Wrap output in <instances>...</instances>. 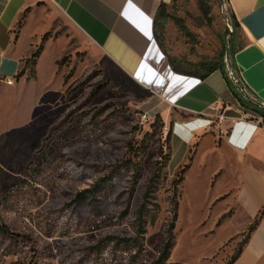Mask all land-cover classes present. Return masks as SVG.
<instances>
[{"label":"rangeland","instance_id":"1","mask_svg":"<svg viewBox=\"0 0 264 264\" xmlns=\"http://www.w3.org/2000/svg\"><path fill=\"white\" fill-rule=\"evenodd\" d=\"M203 1L205 12L197 0H164L171 16L194 35L190 39L169 19L161 34L168 57L191 63L217 61L224 53L231 59L228 43H241V32L222 0ZM29 14L28 33L41 30L31 55L43 49L35 65L24 62L20 81L0 80V218L14 233L32 238L37 264H153L172 217L173 181L188 164L179 185L175 245L164 264L227 263L252 222L236 208L234 173L220 168L210 176L218 165L232 166L229 153H215L210 144L201 153L194 143L183 163L177 167L172 158L151 182L171 155L173 119L53 6L35 0L20 26ZM31 71L35 76L29 77ZM194 120L205 129L222 121L217 114ZM87 190L97 191V200ZM142 205L146 233L139 254L138 247L123 250L117 243L141 241L135 215ZM98 244L95 258L87 249ZM29 257L0 239V264H28Z\"/></svg>","mask_w":264,"mask_h":264},{"label":"crops","instance_id":"2","mask_svg":"<svg viewBox=\"0 0 264 264\" xmlns=\"http://www.w3.org/2000/svg\"><path fill=\"white\" fill-rule=\"evenodd\" d=\"M34 1L0 0V80L20 81L25 77L16 76L30 58L41 30L39 27L36 33H28L30 14L19 28L17 23ZM44 1L62 14L106 62L156 101L165 117L173 119L170 160L176 159L177 167L194 143L198 148L201 145V153L207 144L222 156L229 153L232 166L218 165L210 176L220 168L224 173L228 169L234 173L236 208L248 213L253 221L264 206V120L241 105L232 88L238 91L244 86L247 97L264 108V0H227L242 35L231 57L238 84L226 69V77L216 70L204 79L173 71L153 31L155 14L164 0ZM215 106L225 116L214 128L205 129L195 122L198 116L216 114ZM263 229L264 215L233 264H258L264 258Z\"/></svg>","mask_w":264,"mask_h":264},{"label":"trees","instance_id":"3","mask_svg":"<svg viewBox=\"0 0 264 264\" xmlns=\"http://www.w3.org/2000/svg\"><path fill=\"white\" fill-rule=\"evenodd\" d=\"M197 1H198L199 9L203 10L205 12V10H207V6H206L205 2L203 0H197ZM219 1L221 2V0H219ZM229 16L231 18V22H232L234 30L235 29L240 30L239 24L237 23L236 19H234L232 17L230 12H229ZM23 18H24V15L22 16L21 20L18 22L19 26L21 25ZM171 18L174 21V23L176 24V26L180 30H182L184 33H186L190 39L194 40V35L187 31V28L185 27L182 19L174 18L171 16V14L167 11V4L164 1H161L160 5L157 9V12L155 14L154 22H153L154 38H155L158 46L162 50V52L167 57L168 62L170 64L171 68L173 69V71L176 73H180V74L194 76V77H197L199 79H204L210 73H212L216 70H219L226 77L225 66H224V53L221 54L220 59L217 61L203 60V61L191 62V63H185L181 60L170 58L166 55V53L164 52V50L162 48L161 34L163 32L165 24ZM232 34H233L232 31H229V30L227 31V35L229 36V38L232 37ZM228 44H229V48H230L229 49L230 54L234 55V53L236 52V46L232 42H229ZM42 49H43L42 47H38L36 49V51H34L32 53L30 58L25 62L26 66H27V63L29 60H32L33 65L36 64V61H37ZM24 74H25V67H23L19 71V73L16 76L17 79L19 77L23 76ZM33 76H35V72L31 71L29 77H33ZM232 90H233V93L235 94V96L237 97L238 101L241 103V105L246 106L249 109L253 110L254 112L257 113V115L262 120H264V109L260 105L255 104L252 100H250L246 96H243L241 93H239L234 88H232ZM170 141H171V139H170ZM169 160H170V155H166L164 157V161L161 162L157 166L156 172L153 174V176L150 179L151 182H154L157 180V178L159 176V170H161V172H162L163 168L166 166V164H168ZM187 169H188V164L182 166L179 169V171L176 173L175 180L173 181L174 190H173V197H172V217H171V220H170L168 227L166 229L165 241H164V243L161 247V250H160V252H159V254H158V256L155 259L153 264H164L165 261L170 257L171 250L175 245L174 229H175V222L177 220L178 203H179V198H180L179 185H180V183L183 179V175ZM94 188H96V187H94ZM86 192H88V193L91 192L92 193V195H90L91 199L97 200L94 197L96 195L97 191L95 192L93 190H87ZM263 215H264V206L259 210V212L255 216L254 220L247 227V230L245 232L244 239L242 241L240 248L232 255L230 260L225 264H233L235 262V260L239 257V255L242 251V246L247 243V241L250 238L251 233L255 230V228L259 224ZM135 217H136L135 220H136V227H137V236L140 238L141 241L137 243L136 238H133L130 241L127 239H123V240H120L117 244H120L121 249H123V250H127V249L129 250L130 248L138 247V249H139L138 252L140 254L143 250L142 238L144 237V234L146 233L145 218H144V206L143 205L139 207V209L136 212ZM0 239L5 240L9 244V246H11V247L24 248L27 251L28 255L30 256L28 259V264H37L38 250H37L36 244L34 243L32 238L29 236L22 237L16 233H14L13 231H11V229L8 227V225L1 218H0ZM131 243H133V244H131ZM101 249H102L101 245L98 244L97 246L89 247L87 249V253L96 258L98 253L101 252ZM10 254H13V253H10ZM137 258H138L137 255L133 254L131 256L130 260L132 263H134L138 260Z\"/></svg>","mask_w":264,"mask_h":264},{"label":"built area","instance_id":"4","mask_svg":"<svg viewBox=\"0 0 264 264\" xmlns=\"http://www.w3.org/2000/svg\"><path fill=\"white\" fill-rule=\"evenodd\" d=\"M222 7H223L224 10H227L228 11L229 8H228V1L227 0H222ZM224 66H225V69L227 70L229 76L234 81V83L235 84H238L239 81H238V78L235 76L233 67L231 65V59L229 61L227 59H224ZM12 82H13L12 79H7L6 80V83L7 84H11ZM238 92L241 93L243 96H246L247 97V94H248L247 93V89L244 86L239 87L238 88ZM258 105H260V104H258ZM213 109L216 111V114H217V116H218V118L220 120L224 119V112L221 111L220 107L215 106Z\"/></svg>","mask_w":264,"mask_h":264},{"label":"water","instance_id":"5","mask_svg":"<svg viewBox=\"0 0 264 264\" xmlns=\"http://www.w3.org/2000/svg\"><path fill=\"white\" fill-rule=\"evenodd\" d=\"M230 31H231V29H230Z\"/></svg>","mask_w":264,"mask_h":264}]
</instances>
